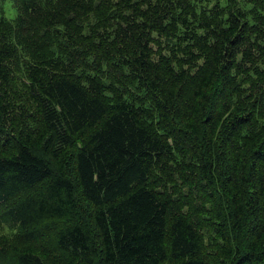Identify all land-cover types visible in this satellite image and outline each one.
Instances as JSON below:
<instances>
[{
    "label": "trees",
    "instance_id": "1",
    "mask_svg": "<svg viewBox=\"0 0 264 264\" xmlns=\"http://www.w3.org/2000/svg\"><path fill=\"white\" fill-rule=\"evenodd\" d=\"M0 264H264V0H0Z\"/></svg>",
    "mask_w": 264,
    "mask_h": 264
},
{
    "label": "rangeland",
    "instance_id": "2",
    "mask_svg": "<svg viewBox=\"0 0 264 264\" xmlns=\"http://www.w3.org/2000/svg\"><path fill=\"white\" fill-rule=\"evenodd\" d=\"M4 12V16L8 19H15L17 16V8L13 5V1L0 2V13Z\"/></svg>",
    "mask_w": 264,
    "mask_h": 264
}]
</instances>
